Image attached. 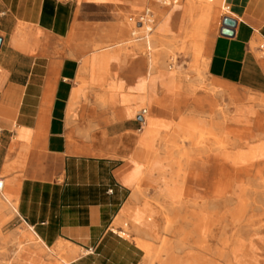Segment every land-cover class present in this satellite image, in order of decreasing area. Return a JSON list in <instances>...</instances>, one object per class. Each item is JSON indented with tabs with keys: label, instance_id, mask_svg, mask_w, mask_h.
I'll use <instances>...</instances> for the list:
<instances>
[{
	"label": "crops",
	"instance_id": "1",
	"mask_svg": "<svg viewBox=\"0 0 264 264\" xmlns=\"http://www.w3.org/2000/svg\"><path fill=\"white\" fill-rule=\"evenodd\" d=\"M132 2L0 0V264L143 263L113 224L154 156L129 117L142 125L147 61L101 53L128 36ZM220 3L207 78L264 97V0ZM224 16L236 22L230 37ZM108 76L120 82L103 86Z\"/></svg>",
	"mask_w": 264,
	"mask_h": 264
},
{
	"label": "bare ground",
	"instance_id": "2",
	"mask_svg": "<svg viewBox=\"0 0 264 264\" xmlns=\"http://www.w3.org/2000/svg\"><path fill=\"white\" fill-rule=\"evenodd\" d=\"M147 1L148 5L156 6L152 1ZM192 1L194 2L191 4L186 3L192 10L199 7L208 10V14H202L209 20V24L216 14L218 0ZM157 7L162 8L161 5ZM153 14L151 23H131L137 27L132 35L143 32L141 36L144 38V45L137 43L133 47L146 54L147 74L153 75L154 80L160 79L161 88L169 91L165 99L159 102L151 88V81L146 82L144 97L147 105L150 110L152 106L163 109V116L171 131L161 134L162 137L159 138L158 131L151 128L144 130L141 143L154 156L149 161V169L138 181L155 187L154 192L159 196L158 206L163 220V226H160L163 234L160 237L162 251L170 259L162 264H264V175L252 172L255 161L264 159V149L262 144L259 149L256 147L260 158L255 159L256 148L250 146L254 138L252 131L244 129L236 133L235 139L230 140L232 131L226 127V122L239 119H244L251 126L254 119L253 124L264 134V121L252 118L249 107L243 105L236 108L235 114L228 119L222 101L219 100L220 96L226 94L232 104L248 100L249 103L264 106V99L256 98L253 101L234 88H225L218 84L206 86L202 94H198L194 84L186 83L183 87L181 80L160 63V58L173 49L163 48L161 45V23L159 19L153 23ZM176 14L177 12H171L166 17L168 31L169 26L176 20ZM191 37L192 35L186 34L183 39ZM131 40L128 43L135 42L134 38ZM112 47L114 46H110ZM190 49L196 57L201 46L192 45ZM170 60L174 62V54L170 55ZM185 110L193 112V118L188 119ZM142 117V124L149 126L153 113L150 111ZM191 121L194 122L190 124ZM257 136L261 138L264 135ZM187 141L192 146V153L183 154L180 147ZM243 147L247 149L243 151ZM211 150H218L225 161L229 162L230 172L225 171L223 178L213 187L189 184L192 158L195 154H205ZM159 151L166 152L170 157L162 160L157 156ZM173 151L178 155L177 158L171 156ZM256 167L261 169L264 165L258 164ZM153 171L158 174L154 179L150 177ZM133 216L135 221L137 217ZM144 234L150 239L157 238L156 229L150 228ZM166 235L173 236L174 241L170 243L165 238ZM136 243L144 249L150 247L148 240L136 238Z\"/></svg>",
	"mask_w": 264,
	"mask_h": 264
},
{
	"label": "rangeland",
	"instance_id": "3",
	"mask_svg": "<svg viewBox=\"0 0 264 264\" xmlns=\"http://www.w3.org/2000/svg\"><path fill=\"white\" fill-rule=\"evenodd\" d=\"M153 2V1H152ZM191 4V2H194L192 0L183 1L178 0L175 4H171L169 6H162L157 7L158 4L154 5H148L147 0H134L132 2L133 10H131L129 13L125 14L123 17L124 23L128 24L130 26L129 34L128 36L113 44L105 45V48H110V46H114L115 48L112 50H105L101 53L105 52H116L117 49V58L122 59L125 58L126 55L136 53V57H139L140 55H143V57L147 61V56L144 53H141L140 50L134 49L135 44H141L144 45V38L141 36L143 32L140 31V33H136L135 35H132L133 31H136L135 26H133V23L138 21L139 16L141 15L142 11L146 7L150 8L153 12L155 11L154 18L155 21L153 23H156L159 19L161 25L159 28L160 35L163 38L161 40V45L163 48H171L173 49L172 52H167L166 55L162 56L160 58V63L163 64L165 69H167L168 72L174 74L178 79L181 80L182 86L186 83L194 84V86L197 88L198 94H202L204 92V89L206 86L212 85V83L208 80L206 75V69H205V55L204 50L205 47L211 38L216 33L218 23L221 18V14L224 13L225 7L222 3L217 6L216 8V14L214 15V18L212 21L208 24V19H205L204 15L202 14H208V10H203L201 7L192 10L188 3ZM154 3V2H153ZM160 5V4H159ZM157 7V8H156ZM171 12H177L176 14V20L174 23H172L169 27L170 30H167V23H166V17ZM203 15V16H202ZM131 19V20H130ZM206 29L204 32L203 30ZM190 34L192 35L191 38L183 39L184 35ZM204 34V35H203ZM203 35V38L200 39V36ZM170 37H173L170 39ZM131 38L135 39V42L128 43ZM132 41V40H131ZM128 43V44H127ZM200 45V53L195 57L194 52L191 51L190 46L192 45ZM126 45V46H125ZM125 46V48L123 47ZM101 47V48H104ZM109 53V54H110ZM171 53V54H170ZM174 54V62L170 60V55ZM162 59V60H161ZM121 63V62H118ZM130 64L129 59L127 58V66ZM124 66L117 65L114 66L116 70L121 71ZM159 71H162L164 69H158ZM161 74V73H160ZM103 78V77H102ZM153 75L147 74V81H151V88L156 93L157 98L159 102H161L162 99H165V97L169 94V91H165L161 88V80H154ZM187 78V79H186ZM104 85L107 86L111 83L110 80H114V84L116 82H120V78L114 77L111 79V77H104ZM123 87L125 86V90H127V82L121 83ZM121 85V87H122ZM184 87V86H183ZM245 95V94H244ZM247 96V95H246ZM254 96V97H252ZM248 97L252 99L253 101L256 98L264 99V97L261 96H255V94L248 93ZM100 103L99 99H97ZM220 102L223 104V108L225 110L227 118H231L235 114V109L239 106L243 105L245 107H249L251 113L249 114L252 118H260L261 121H264V106L257 105V103H249L248 100L240 101L238 104H232L231 100H229V97L224 94L220 96ZM101 104V103H100ZM252 106V108H251ZM190 106H188L189 109ZM139 111L142 109H146L144 114L150 113V111L153 113V117L151 120V123L146 126L143 124L141 125V120H139V116L137 114L135 115H129L131 123H135V127L139 129V131L134 132L138 135H140V132L142 131L143 126V133L144 130L147 128H151L153 130H156L161 134L171 131L168 125V121L163 116L164 111L160 107L152 106L151 110L149 106L140 104L138 106ZM154 109L158 110V115L154 111ZM194 113L190 110H185V116L188 119L193 118ZM217 119V118H216ZM159 121V123H157ZM256 121V120H255ZM194 121H191L190 124H192ZM254 123V119H253ZM251 121V126L249 124H246L245 120H237V121H228L226 122L227 128L232 131L231 135H229V139L233 140L235 139L236 135L243 131L244 129L251 130L253 133L254 138L252 139V142L250 143L251 147L258 148L260 144H262V149H264V136L260 138L257 135H264L262 134V131L255 126ZM159 125V126H158ZM153 126V127H152ZM250 127V129H249ZM238 132V133H237ZM237 133V134H236ZM228 140V139H227ZM249 147V146H248ZM255 150V159L260 158L259 151ZM180 151L184 154L192 153V146L190 142H185L181 147ZM246 147H243L242 150H246ZM137 151V149H136ZM135 151V153H136ZM157 156H159L162 160H165L167 157H170L169 154L166 152L159 151ZM173 158H177V154L175 151L171 153ZM153 158V156H151ZM151 158V159H152ZM151 159L149 161H151ZM262 160V161H261ZM256 160L255 161V167L252 169L253 173H259L261 175H264V168L257 169L258 164L264 165V159ZM147 162L143 167V171H146L149 169V165L151 162ZM230 164L228 161H225L223 156L218 152V150H211L205 154H195L192 158V164L190 166V178L188 183L192 184L193 186L197 187H213L216 185V182H218L222 176L224 175V172H230ZM142 174V173H141ZM151 178H155L158 174L157 172L153 171L150 174ZM144 182L140 181L138 184L137 182L134 183L133 181L130 182L131 184V196L128 204L125 207V210L122 212L120 216L116 219L117 228L115 229L114 224L113 228L116 233L119 235L128 238L132 240L134 243H136V238L148 240L150 243L149 249H143L144 251V259L142 264H162L163 262H168L170 260L168 258V254L165 251H162V239H160L162 234V219L159 212V196L154 192L155 187L146 186L143 184ZM136 215V220L134 221V216ZM4 229L7 228L6 226L3 227ZM156 229L157 231V238L150 239L147 235L144 233H148L149 229ZM144 231V232H143ZM165 238L172 243L174 241V237L171 235H166ZM21 243H18L16 247L18 248ZM4 252H6L5 249H3ZM178 254L183 255L182 252H178ZM11 261L4 262V264H11ZM183 264V263H181Z\"/></svg>",
	"mask_w": 264,
	"mask_h": 264
},
{
	"label": "built area",
	"instance_id": "4",
	"mask_svg": "<svg viewBox=\"0 0 264 264\" xmlns=\"http://www.w3.org/2000/svg\"><path fill=\"white\" fill-rule=\"evenodd\" d=\"M150 1H153L155 3H158V4H161V5H164V6H169L175 2H177V0H150ZM152 11L149 9V8H145L144 11H142L141 15L139 16V19L138 21L142 22H147V23H151L152 21ZM145 113V110L142 109L140 111V117L142 118L143 114ZM1 186H2V180H0V189H1ZM88 251H92V249H88Z\"/></svg>",
	"mask_w": 264,
	"mask_h": 264
},
{
	"label": "water",
	"instance_id": "5",
	"mask_svg": "<svg viewBox=\"0 0 264 264\" xmlns=\"http://www.w3.org/2000/svg\"><path fill=\"white\" fill-rule=\"evenodd\" d=\"M236 22L234 19L224 16L221 20V27L219 33L224 36H232L234 34L233 28L235 27Z\"/></svg>",
	"mask_w": 264,
	"mask_h": 264
}]
</instances>
